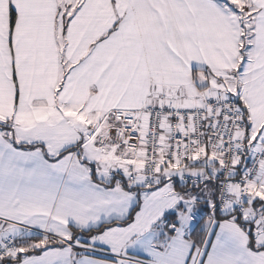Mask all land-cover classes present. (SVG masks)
I'll use <instances>...</instances> for the list:
<instances>
[{
    "label": "snow or ice",
    "instance_id": "snow-or-ice-1",
    "mask_svg": "<svg viewBox=\"0 0 264 264\" xmlns=\"http://www.w3.org/2000/svg\"><path fill=\"white\" fill-rule=\"evenodd\" d=\"M0 264H264V0H0Z\"/></svg>",
    "mask_w": 264,
    "mask_h": 264
}]
</instances>
